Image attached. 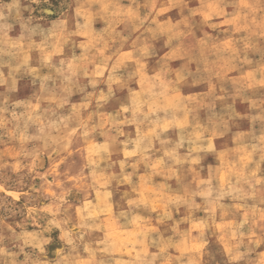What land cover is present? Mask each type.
Returning a JSON list of instances; mask_svg holds the SVG:
<instances>
[{"label":"clouds","instance_id":"clouds-1","mask_svg":"<svg viewBox=\"0 0 264 264\" xmlns=\"http://www.w3.org/2000/svg\"><path fill=\"white\" fill-rule=\"evenodd\" d=\"M0 264H264V0H0Z\"/></svg>","mask_w":264,"mask_h":264}]
</instances>
